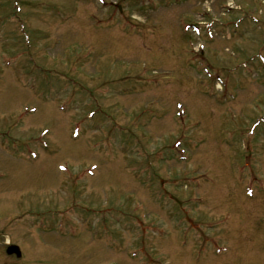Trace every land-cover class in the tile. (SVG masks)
Instances as JSON below:
<instances>
[{
  "label": "rangeland",
  "instance_id": "374dc122",
  "mask_svg": "<svg viewBox=\"0 0 264 264\" xmlns=\"http://www.w3.org/2000/svg\"><path fill=\"white\" fill-rule=\"evenodd\" d=\"M103 1L0 0V264H264V0Z\"/></svg>",
  "mask_w": 264,
  "mask_h": 264
},
{
  "label": "water",
  "instance_id": "95a60500",
  "mask_svg": "<svg viewBox=\"0 0 264 264\" xmlns=\"http://www.w3.org/2000/svg\"><path fill=\"white\" fill-rule=\"evenodd\" d=\"M6 252H7L8 254H12V253H14L17 257L20 256V251H19L18 247L15 246V245H10V246H8L7 249H6Z\"/></svg>",
  "mask_w": 264,
  "mask_h": 264
}]
</instances>
